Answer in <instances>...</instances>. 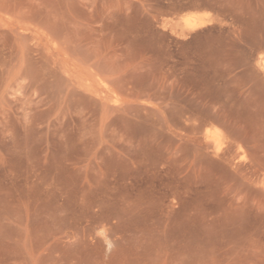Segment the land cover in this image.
Returning a JSON list of instances; mask_svg holds the SVG:
<instances>
[{"label":"rangeland","instance_id":"374dc122","mask_svg":"<svg viewBox=\"0 0 264 264\" xmlns=\"http://www.w3.org/2000/svg\"><path fill=\"white\" fill-rule=\"evenodd\" d=\"M264 0H0V264H264Z\"/></svg>","mask_w":264,"mask_h":264},{"label":"bare ground","instance_id":"6f19581e","mask_svg":"<svg viewBox=\"0 0 264 264\" xmlns=\"http://www.w3.org/2000/svg\"><path fill=\"white\" fill-rule=\"evenodd\" d=\"M262 68L264 69V57L262 58Z\"/></svg>","mask_w":264,"mask_h":264}]
</instances>
